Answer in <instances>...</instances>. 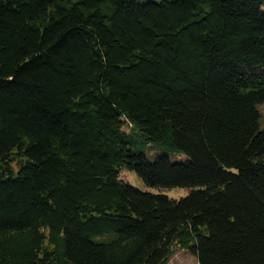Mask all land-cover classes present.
Instances as JSON below:
<instances>
[{
    "label": "trees",
    "instance_id": "obj_1",
    "mask_svg": "<svg viewBox=\"0 0 264 264\" xmlns=\"http://www.w3.org/2000/svg\"><path fill=\"white\" fill-rule=\"evenodd\" d=\"M263 103L264 0H0V264H264Z\"/></svg>",
    "mask_w": 264,
    "mask_h": 264
},
{
    "label": "rangeland",
    "instance_id": "obj_2",
    "mask_svg": "<svg viewBox=\"0 0 264 264\" xmlns=\"http://www.w3.org/2000/svg\"><path fill=\"white\" fill-rule=\"evenodd\" d=\"M142 3H148L151 1L162 2L164 0H139ZM173 1V0H166ZM259 110L261 112V127H264V103L259 105ZM154 147V148H153ZM162 151L153 146L148 145L146 149L147 156L154 160ZM170 157L173 161H185L187 156L183 153H170ZM121 179L128 182L144 191L150 192H162L167 194L171 198L179 199L188 195L192 188L190 187H175V188H155L148 186L144 180L138 175L137 172L129 169H123L121 172ZM168 264H200L197 257L190 254L188 251L182 250L181 248L175 247V253L171 257Z\"/></svg>",
    "mask_w": 264,
    "mask_h": 264
}]
</instances>
